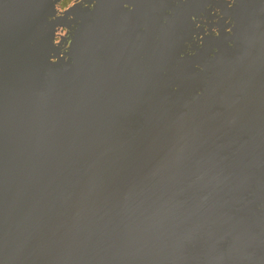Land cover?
<instances>
[{
  "label": "water",
  "instance_id": "95a60500",
  "mask_svg": "<svg viewBox=\"0 0 264 264\" xmlns=\"http://www.w3.org/2000/svg\"><path fill=\"white\" fill-rule=\"evenodd\" d=\"M0 0V264H264V0Z\"/></svg>",
  "mask_w": 264,
  "mask_h": 264
},
{
  "label": "flooded vegetation",
  "instance_id": "af4514ba",
  "mask_svg": "<svg viewBox=\"0 0 264 264\" xmlns=\"http://www.w3.org/2000/svg\"><path fill=\"white\" fill-rule=\"evenodd\" d=\"M74 0H62L61 1V6L62 7H66L67 5H69L71 2H73Z\"/></svg>",
  "mask_w": 264,
  "mask_h": 264
}]
</instances>
